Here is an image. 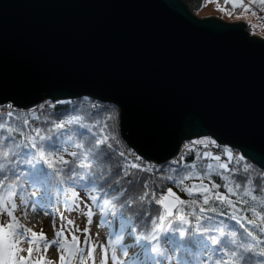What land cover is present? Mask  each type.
I'll use <instances>...</instances> for the list:
<instances>
[{
	"label": "water",
	"instance_id": "obj_1",
	"mask_svg": "<svg viewBox=\"0 0 264 264\" xmlns=\"http://www.w3.org/2000/svg\"><path fill=\"white\" fill-rule=\"evenodd\" d=\"M201 3L0 0V105L87 96L114 104L121 139L156 165L207 136L264 171V39L198 17Z\"/></svg>",
	"mask_w": 264,
	"mask_h": 264
},
{
	"label": "trees",
	"instance_id": "obj_2",
	"mask_svg": "<svg viewBox=\"0 0 264 264\" xmlns=\"http://www.w3.org/2000/svg\"><path fill=\"white\" fill-rule=\"evenodd\" d=\"M258 1L260 4L264 3ZM235 9L238 10V7ZM85 97L87 96L53 102L45 100L30 111H0V116L3 117L0 123L5 128L12 129L11 133H0V144L3 145L0 147V163L5 165L4 170L0 171V203L7 201L13 205L15 199L20 204L33 202L40 197L43 186L51 193L53 201L62 197L65 205L66 202H74L76 196L84 192L92 199L86 213L91 220L94 209L108 201L113 213L128 222L133 232L144 239L147 237L149 244L154 245L156 251L153 248L151 251L154 255H159L157 262L161 264H227L230 260L228 250L223 245L211 243L212 238H221L219 232L211 229L221 227L229 233L236 231L242 238L239 243L252 240V237L245 235L248 230L253 229L250 220L264 227V220L261 219L264 217L263 170L251 163L246 165L244 160L234 155L228 157L227 163H224L225 168H220L222 163L212 155L205 156V153L211 152L202 144L213 140L207 136H200L197 141L202 143H197L195 149L173 161L155 165L141 157L137 160L135 157L138 155L119 135L117 107L112 103L99 102L96 104L99 108H92V98L87 97L88 100L85 101ZM82 108L85 111H81ZM9 112L12 113L11 119ZM72 116L80 117V123L66 124L64 128L56 127ZM25 121L28 123L25 124ZM36 128L40 129L38 134L34 131ZM69 129L75 133L72 141L68 140ZM30 136L38 145L37 148L31 146L33 141L28 139ZM40 136L46 139L41 141ZM205 137L209 139H202ZM96 140L103 141L100 145L106 154L103 161L85 155L93 149ZM77 144L82 146L78 148ZM4 150H11L12 155L3 158ZM41 152L44 153L43 156ZM72 152L77 155L72 156ZM62 160H67L68 163L65 164ZM132 164L139 167L132 168ZM209 165L212 167L209 168ZM148 168L151 170H146ZM101 176L104 178L101 179ZM186 176L189 178L184 179ZM191 181L208 183L212 194L208 205H204L202 200V196L207 193L202 191L189 195L185 191L190 189ZM213 183L217 185L216 188L211 187ZM236 184L241 187L237 189ZM226 186L231 187L233 192L228 193ZM168 189L175 193L176 198L187 201L186 204H180L177 200L171 215L166 214L161 204L156 203ZM145 192L149 195L145 196ZM217 193L232 199L235 209L226 202L214 199ZM192 200L197 203L193 205ZM211 207L217 208V211H209ZM201 208L205 210L201 212ZM234 211L236 220L231 218ZM161 215L164 216L163 220L159 219ZM180 215H184L187 223L179 219ZM201 216L203 219H197ZM13 219L14 217L10 221ZM15 225L17 231L24 229L20 217L15 219ZM80 232L74 234L73 239L77 243L81 240ZM256 234L258 233L254 230V235ZM153 236L155 239H152ZM114 238L110 244L112 254L116 256ZM167 238L171 241L169 244L165 243ZM233 250L240 251L238 246ZM245 257L246 264H264V256L255 251L246 253ZM64 262L59 260V264Z\"/></svg>",
	"mask_w": 264,
	"mask_h": 264
},
{
	"label": "rangeland",
	"instance_id": "obj_3",
	"mask_svg": "<svg viewBox=\"0 0 264 264\" xmlns=\"http://www.w3.org/2000/svg\"><path fill=\"white\" fill-rule=\"evenodd\" d=\"M260 3L258 0H241L235 6L238 7L237 10L230 0H202L201 7L193 12L198 17L213 15L228 22L242 20L252 29L250 33L264 39V3ZM92 102L96 103L93 99ZM37 106L21 110L30 111ZM12 108L15 106L4 107L8 111ZM228 153L232 154V150L229 149ZM211 155L213 158L218 156L216 153ZM41 194L38 199L29 203L20 204L15 199L14 207L7 201L0 203V264H6V261L7 264H19V257H25L26 264H59V260H64V264H161L157 262L159 255H154L151 251L154 245L133 232L128 222L113 213L111 204H99L90 220L86 213L92 199L84 192H80L74 202H66V205L62 197L53 201L46 186L41 189ZM161 198H164L161 204L163 211L166 214L168 211L172 212L177 203L175 193L170 195L167 190L160 195L159 200ZM9 211L13 213L12 217L8 216ZM17 217H20L24 228L22 231L15 229L17 233H23L19 237L22 242L18 245L7 227L9 223L15 224ZM68 221L73 223L69 224ZM77 231H81L78 243L73 239ZM33 232L36 233L35 236L32 235ZM117 237H120V243H116V256H113L110 243L112 238L116 240ZM52 241L55 243L49 249L47 243ZM169 242L171 241L167 238L165 243ZM30 246L33 247V252L29 257ZM17 247L19 251H16Z\"/></svg>",
	"mask_w": 264,
	"mask_h": 264
},
{
	"label": "snow or ice",
	"instance_id": "obj_4",
	"mask_svg": "<svg viewBox=\"0 0 264 264\" xmlns=\"http://www.w3.org/2000/svg\"><path fill=\"white\" fill-rule=\"evenodd\" d=\"M230 2L233 4V6H238L241 2V0H230ZM85 101L88 100L87 97L84 98ZM59 103H70V102H65V101H59ZM11 107V106H9ZM41 107H43V105H41ZM92 108H99L100 106L99 105H96V104H92L91 105ZM81 111H85L84 108L81 109ZM9 118L11 119V116H12V113L9 112ZM3 117L0 116V120H2ZM81 121V118L80 117H77V116H72V117H69L66 121H61L59 124L56 125L57 128H64L65 125H73V124H77V123H80ZM25 124H27L28 122L25 121L24 122ZM9 132L11 133L12 132V129L11 128H5V125L3 123H0V133H3V132ZM34 131L38 134L40 132V129L39 128H36L34 129ZM69 135H68V140L69 141H72L73 139V136L75 135L74 131L72 129H69ZM41 141L45 140L46 138L44 136H40L39 137ZM4 139H8V137H4ZM28 139L32 140V144L31 146L33 148H37L38 145L35 143L34 139L30 136L28 137ZM89 143H91V140H89ZM103 143V141L101 140H96V143L95 145L93 146V149L89 152H87L85 155L86 157H91L97 161H103L105 158H106V154L101 150L100 148V145ZM196 143H202V141H196ZM212 144H215V141H211ZM24 146H27L26 144ZM78 148L81 147L82 145L81 144H77L76 145ZM0 147H3L2 144H0ZM16 147H19V145H16ZM226 153H228V149H225L224 150ZM41 156L44 155L43 152L40 153ZM229 156L231 155L230 153H228ZM12 155V151L11 150H4L2 152V157L3 158H8ZM72 156H76L77 153L76 152H72L71 153ZM121 155H123V153H121ZM135 155V154H133ZM205 156H211V153H205ZM137 160L140 159V157H135ZM215 159L217 161L220 160V157L219 156H216ZM63 163L67 164L68 161L67 160H62ZM29 163H31V161H29ZM4 167L5 165L3 163H0V171H3L4 170ZM132 168H137L139 167V165L137 164H132L131 165ZM209 168L212 167V165H209L208 166ZM220 168H225L226 165L224 164H220L219 165ZM146 170H151L150 168L146 169ZM104 177L101 176V179H103ZM189 177H184V179H188ZM182 182V181H181ZM145 187H147V185H145ZM212 188H216L217 185L215 183L212 184L211 186ZM235 187L237 189H239L241 186L240 184H236ZM185 191L191 195L193 192H197V191H203L205 193H207L206 195H203L202 196V200H203V204L204 205H208L209 204V200H210V197L212 196L211 194V191L206 187L204 186L202 183L197 186L195 183H193L192 187L190 189H185ZM226 191L228 193H232L233 192V189L231 187H227L226 186ZM168 194L170 195H174V193H172V190L171 189H168ZM145 196L149 195L148 192H145L144 193ZM93 199H95V197H93ZM141 199H143V197H141ZM163 199L164 198H161L160 200H156V203L157 204H162L163 203ZM214 199H218L220 200L221 202H226L227 205L233 207L235 209V205L233 203V200L232 199H228L227 197L223 196V195H220L219 193L216 194V196L214 197ZM252 199L254 200L255 197H252ZM177 200L180 204H186L187 201H184V200H180L179 197H177ZM105 203H108V201H105ZM191 203L193 205H195L197 203L196 200H192ZM15 205H13L14 207ZM165 207H167V205H165ZM205 209L204 208H201V212H203ZM209 211H212V212H216L217 211V208L215 207H211L210 209H208ZM253 212L258 215V213H256L255 209H253ZM9 217H12L13 213L12 212H8L7 213ZM168 215H171V211H168L167 213ZM89 215H91V213H89ZM231 218L233 220H236L237 219V216L235 215V211L233 213V215L231 216ZM160 220H163L164 219V216L161 215L159 217ZM179 219L184 221L185 223H187V220L185 219L184 215H180L179 216ZM197 219H203V217H198ZM262 220H264V217H261ZM69 224L73 223L72 221H68ZM250 224L253 225V229H250L248 230L245 235L247 236H250L252 237V240L250 242H239L238 241H242V238L239 237V234L236 232V231H231L230 233L229 232H226L224 228H221V227H217L215 229H211V231H217L219 232L220 234V237L221 238H212L211 239V243L212 244H215V245H223L224 248H226L228 250V255L230 257V260L227 262V264H246V257H245V254L246 253H250V252H257V254L261 255V256H264V239H262L261 237H264V227H261L259 224H257L254 220H250L249 221ZM8 229L10 230V235L13 237V240L15 242V244H19L21 243L22 241L19 239L20 236L23 235V233H17L15 231L17 225L13 224V223H9L7 225ZM158 227V225H157ZM210 229H205V231H209ZM254 230H256V232L258 234L254 235ZM30 231V230H29ZM152 231L154 232L155 229H152ZM33 236L36 235V233H32ZM43 239H47L46 237H43ZM145 239H147V237H145ZM152 239H155V237L153 236ZM30 245H31V241H29ZM55 241H52V242H48L47 243V247L50 249L52 244H54ZM114 243H120V237H117L116 241ZM240 249V251H234L233 248L234 247H237ZM260 246V247H258ZM20 249L17 247L16 248V251H19ZM153 251H156V248H153ZM33 252V247H29L28 248V253H29V257L31 255V253ZM14 255V253H12ZM18 262L19 264H26V258L25 257H19L18 258ZM6 264H7V261H6ZM13 264H16V262H13ZM221 264H224V262H221Z\"/></svg>",
	"mask_w": 264,
	"mask_h": 264
},
{
	"label": "built area",
	"instance_id": "obj_5",
	"mask_svg": "<svg viewBox=\"0 0 264 264\" xmlns=\"http://www.w3.org/2000/svg\"><path fill=\"white\" fill-rule=\"evenodd\" d=\"M259 12L262 14L261 10H259ZM248 30L249 31L252 30V29H250V26H249ZM9 106H10L9 104H6L5 106L2 107V109H4V107H9ZM14 109L20 110V108H18V107H15ZM196 141H197V139H194V140H191V141H189V142H187L185 144H182L181 147H180L178 156H180L182 154H187L191 150L195 149L197 147V145H198L196 143ZM202 145H204V148L209 150L211 153H216L220 157V160H219L220 163H227L229 154L226 153L224 150L225 149H228V150L230 149V150H232V154L231 155L236 156L238 159L244 160V163L246 165L250 164V162L246 158H244L239 152L234 151L233 149H231L227 145L219 144L217 142H215V144H212L211 141L205 142Z\"/></svg>",
	"mask_w": 264,
	"mask_h": 264
},
{
	"label": "bare ground",
	"instance_id": "obj_6",
	"mask_svg": "<svg viewBox=\"0 0 264 264\" xmlns=\"http://www.w3.org/2000/svg\"><path fill=\"white\" fill-rule=\"evenodd\" d=\"M137 264V263H136Z\"/></svg>",
	"mask_w": 264,
	"mask_h": 264
}]
</instances>
